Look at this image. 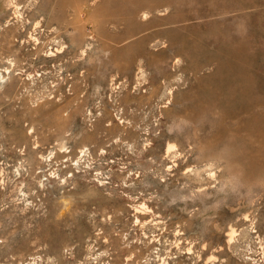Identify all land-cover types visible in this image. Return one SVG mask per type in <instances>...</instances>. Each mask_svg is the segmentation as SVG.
<instances>
[{
  "label": "rangeland",
  "instance_id": "1",
  "mask_svg": "<svg viewBox=\"0 0 264 264\" xmlns=\"http://www.w3.org/2000/svg\"><path fill=\"white\" fill-rule=\"evenodd\" d=\"M0 264H264V0H0Z\"/></svg>",
  "mask_w": 264,
  "mask_h": 264
}]
</instances>
